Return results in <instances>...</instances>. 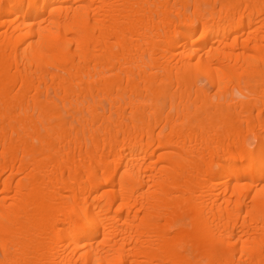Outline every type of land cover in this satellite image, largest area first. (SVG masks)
Instances as JSON below:
<instances>
[{
	"label": "bare ground",
	"instance_id": "1",
	"mask_svg": "<svg viewBox=\"0 0 264 264\" xmlns=\"http://www.w3.org/2000/svg\"><path fill=\"white\" fill-rule=\"evenodd\" d=\"M0 264H264V0H0Z\"/></svg>",
	"mask_w": 264,
	"mask_h": 264
}]
</instances>
